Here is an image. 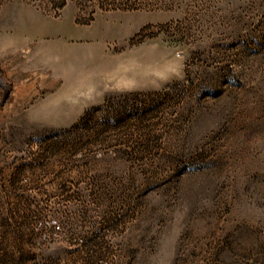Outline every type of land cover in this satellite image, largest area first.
<instances>
[{
	"label": "rangeland",
	"instance_id": "rangeland-1",
	"mask_svg": "<svg viewBox=\"0 0 264 264\" xmlns=\"http://www.w3.org/2000/svg\"><path fill=\"white\" fill-rule=\"evenodd\" d=\"M0 264H264V0H0Z\"/></svg>",
	"mask_w": 264,
	"mask_h": 264
},
{
	"label": "crops",
	"instance_id": "crops-1",
	"mask_svg": "<svg viewBox=\"0 0 264 264\" xmlns=\"http://www.w3.org/2000/svg\"><path fill=\"white\" fill-rule=\"evenodd\" d=\"M96 78H97L96 75H91V76L89 75L86 77V81L91 83L90 80H95ZM90 83H89V86L84 87L83 95L78 96L77 93L76 94L69 93L70 96H75V97L80 98L79 102L72 103L73 108L71 110V113L73 111V113L75 114L78 113L80 115V113H84L90 106L98 104L101 101L100 87L96 86L95 84L90 85ZM30 91H32L31 88H28L26 90V94H23L24 99L32 97V94ZM54 106H55V109L53 110L47 109L46 107L42 108L41 110H39L38 117H32L30 118V120H33V121H55V120L74 121L78 119V117L70 116L71 113L66 114V116L64 117L55 116L57 113H59V110L56 108V106L60 107V105L55 104Z\"/></svg>",
	"mask_w": 264,
	"mask_h": 264
},
{
	"label": "trees",
	"instance_id": "trees-1",
	"mask_svg": "<svg viewBox=\"0 0 264 264\" xmlns=\"http://www.w3.org/2000/svg\"><path fill=\"white\" fill-rule=\"evenodd\" d=\"M87 114H89V113H87ZM87 114H86V115H87Z\"/></svg>",
	"mask_w": 264,
	"mask_h": 264
}]
</instances>
